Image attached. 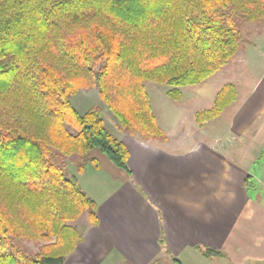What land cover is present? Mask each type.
<instances>
[{
	"label": "trees",
	"instance_id": "1",
	"mask_svg": "<svg viewBox=\"0 0 264 264\" xmlns=\"http://www.w3.org/2000/svg\"><path fill=\"white\" fill-rule=\"evenodd\" d=\"M244 21L264 25V0H0V264H65L84 239L74 222L87 212L98 226L97 203L77 176L100 167L92 150L130 173L128 147L101 110L80 113L72 96L97 88L120 131L167 140L145 83L181 101L183 88L237 54ZM237 97L225 84L196 123Z\"/></svg>",
	"mask_w": 264,
	"mask_h": 264
},
{
	"label": "crops",
	"instance_id": "2",
	"mask_svg": "<svg viewBox=\"0 0 264 264\" xmlns=\"http://www.w3.org/2000/svg\"><path fill=\"white\" fill-rule=\"evenodd\" d=\"M238 98L227 136L213 141L180 148L160 124L167 140L121 132L130 173L98 155L100 167L77 175L99 224L80 227L83 242L65 264H264V200L249 187L264 148V73ZM197 247L223 256L206 258Z\"/></svg>",
	"mask_w": 264,
	"mask_h": 264
},
{
	"label": "rangeland",
	"instance_id": "3",
	"mask_svg": "<svg viewBox=\"0 0 264 264\" xmlns=\"http://www.w3.org/2000/svg\"><path fill=\"white\" fill-rule=\"evenodd\" d=\"M242 39L237 54L216 74L195 86L183 88L184 97L181 101H173L167 97L168 87L155 82H146V89L151 97V103L156 118L162 128L170 134L172 141L185 148L196 140H215L226 137L230 126L231 116L237 103L228 107L224 113L205 126H199L195 121V113L214 105L217 92L228 83L234 84L238 89L239 98L242 99L264 73V25L244 21L241 27ZM72 104L84 113L93 107L101 110L107 127L116 135L121 132L118 121L108 106L101 100L97 88L81 89L71 98ZM237 141L238 146L243 145ZM246 144V143H245ZM237 146V147H238ZM242 149V148H240ZM92 156L104 155L99 149L91 151ZM105 156V155H104ZM106 157V156H105ZM79 159L73 155L69 159L70 168ZM252 178L250 179V193L264 200V185L260 186L259 180L264 182V148L257 160L250 165ZM88 222V213L85 212L74 225L83 227ZM36 250L33 244L29 245Z\"/></svg>",
	"mask_w": 264,
	"mask_h": 264
}]
</instances>
